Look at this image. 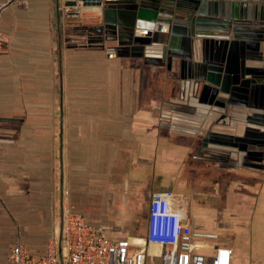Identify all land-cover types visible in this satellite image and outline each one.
<instances>
[{
    "label": "crops",
    "instance_id": "obj_1",
    "mask_svg": "<svg viewBox=\"0 0 264 264\" xmlns=\"http://www.w3.org/2000/svg\"><path fill=\"white\" fill-rule=\"evenodd\" d=\"M63 1L57 17L56 0H0V264L12 244L40 255L60 241L67 210L159 264L146 243L156 192L192 229L216 234L195 251L228 247L232 264L264 263V172L172 127L173 109L188 106L178 66L118 55L115 42L81 46L74 25L90 11L68 18Z\"/></svg>",
    "mask_w": 264,
    "mask_h": 264
},
{
    "label": "water",
    "instance_id": "obj_2",
    "mask_svg": "<svg viewBox=\"0 0 264 264\" xmlns=\"http://www.w3.org/2000/svg\"><path fill=\"white\" fill-rule=\"evenodd\" d=\"M63 6L68 18L90 11L74 25L81 46L115 42L109 48L118 55L176 64L188 106L173 109L172 127L198 133L203 146L227 148L239 164L264 172L263 0H64ZM242 124L245 137L236 135Z\"/></svg>",
    "mask_w": 264,
    "mask_h": 264
},
{
    "label": "built area",
    "instance_id": "obj_3",
    "mask_svg": "<svg viewBox=\"0 0 264 264\" xmlns=\"http://www.w3.org/2000/svg\"><path fill=\"white\" fill-rule=\"evenodd\" d=\"M0 3V14L2 10ZM3 34L0 31V42ZM214 233L191 228L180 208H173L170 193L156 192L147 209L146 243L160 248L159 264H232V249L216 247L209 257L194 250L196 241L215 239ZM61 253L65 263L61 262ZM7 264H147V250L127 239L111 238L104 227L67 210L62 238H52L43 254L34 255L21 243L12 244ZM264 264V263H262Z\"/></svg>",
    "mask_w": 264,
    "mask_h": 264
},
{
    "label": "rangeland",
    "instance_id": "obj_4",
    "mask_svg": "<svg viewBox=\"0 0 264 264\" xmlns=\"http://www.w3.org/2000/svg\"><path fill=\"white\" fill-rule=\"evenodd\" d=\"M259 250H260V252L262 253V254H264V237H263V239H262V243L260 244V246H259ZM259 252V253H260Z\"/></svg>",
    "mask_w": 264,
    "mask_h": 264
}]
</instances>
